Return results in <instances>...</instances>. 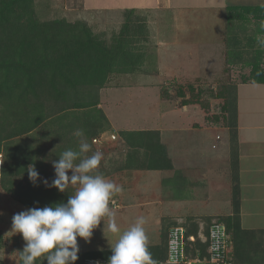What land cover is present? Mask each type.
Masks as SVG:
<instances>
[{
  "label": "trees",
  "instance_id": "16d2710c",
  "mask_svg": "<svg viewBox=\"0 0 264 264\" xmlns=\"http://www.w3.org/2000/svg\"><path fill=\"white\" fill-rule=\"evenodd\" d=\"M232 10L234 14L229 17V21L238 20L246 23L253 38L248 57L244 59H241V56L238 59L234 57L235 60L231 56L235 45H232L230 36L239 44L240 41L230 32L223 38V42L226 40L224 75L227 78L221 80L215 97L225 101L223 109L229 112L227 126L235 136L239 83L229 77L232 76L233 70L240 69L244 72L239 75L241 84H264L263 50L257 47L255 40L259 24L250 26L252 19L256 21L264 19V11L252 6H233ZM138 11V9L128 10L123 26L119 31H112L113 36L109 41L104 38V34L96 33L95 26L85 19L41 20L35 0H0V154L1 145L4 143L7 145L21 136L29 138V134L40 130V127L46 124H53L61 117L71 114L77 119L81 113L86 114L84 139L91 144V148L95 149L93 140L112 131L108 117L99 107L101 91L109 87L114 79L118 80L123 75L139 72L143 66L145 56L142 44L149 39H146L147 26L139 24L140 16H135ZM242 45L239 49L243 47ZM236 53L234 50L233 55ZM249 68L250 73H245ZM201 96L202 90L199 89L198 98ZM162 97L167 101L171 99V94L167 91ZM179 97H185L183 89L179 90ZM197 99L185 100L183 106L200 105L203 109H209V105ZM70 101L76 105L67 106ZM16 109H22V112ZM145 133L120 132L124 143L133 149L129 156L137 159L135 165L140 169L165 167L162 166L165 165V161L160 156H167V147L161 144L159 139L158 141L155 139V142L153 137L145 138ZM154 134L159 138L157 132ZM137 137H140V140ZM3 153H5V161L1 157L3 166L0 172V188L26 208H42L59 202L66 203L69 196L74 194V191L62 193L55 187L45 186L44 180L41 179L34 185L25 167L28 168L30 164L35 165L36 170H41L42 166L28 158L25 162L29 161V164L23 167L26 176L16 180L14 157L10 158L14 154L7 153V150ZM139 153L144 157V161L139 160ZM102 173L105 176V173ZM17 187L20 192L16 190ZM236 203L232 218L217 220L226 225L230 235L233 225L234 228H239V205ZM185 229L187 255L192 259L208 260V241L202 242L197 237L196 231ZM208 233L209 230L207 235ZM168 235L164 233L162 238L165 240L148 246L156 264H166ZM191 236L195 237L194 242L189 240ZM2 239L0 235V242ZM234 252L233 249L235 263ZM78 255L76 264H85L88 259L104 260V264H108L112 252L90 251L79 252ZM36 264H46V260L41 257Z\"/></svg>",
  "mask_w": 264,
  "mask_h": 264
},
{
  "label": "rangeland",
  "instance_id": "374dc122",
  "mask_svg": "<svg viewBox=\"0 0 264 264\" xmlns=\"http://www.w3.org/2000/svg\"><path fill=\"white\" fill-rule=\"evenodd\" d=\"M85 1L87 2V0H35L41 20L66 18L73 21L85 19L95 26L96 33L104 34V38L110 41L113 36L112 31H119L123 26L128 9L124 8L121 11H110L108 9L109 11L101 10L97 12V4L95 3L97 0H88L87 4L95 1L91 5L88 4L89 6ZM190 1L177 0L176 3L181 4ZM214 2H217V0H214ZM153 5L149 8L145 7L144 10H139L137 14L135 13V16H140L138 18L140 19L139 24L147 26L146 39H149L142 44L144 45L145 57L140 71L132 75H123L118 80L114 79L109 87L101 91V103H104L105 113L109 118V122L113 124V126L110 125L111 129L123 132L125 129L143 128L145 126L144 121L153 120L154 118H158L160 122L164 120L167 129L172 125L177 128L187 117L191 116L190 114H193L192 110L189 112L190 109H187L188 106L184 109L185 111L181 109L184 107L183 102L185 100H196L199 89L202 90V96L197 100L209 105V109H203L200 105H198V109L201 107L203 111L209 114V118L219 117L220 112L225 113L223 116L227 117V120L229 112L223 111L225 101H220L215 97L221 80L224 81L227 78L224 75L226 69V40L223 42V38L224 36L227 37V33L230 32L235 35V39L240 41L239 44L230 36L232 45H235L231 51L233 59L234 57L238 59L239 56H241V59L247 58L248 53L251 52L250 47L253 41L246 23L238 20L229 21V17L234 14L233 5L236 6L237 4L233 0H229L225 7H221L222 5L220 6L218 2L212 5L211 9L197 10L189 7L184 10L182 8L178 9L175 8L176 4H174L172 11H164L165 6L159 0L157 2L153 0ZM219 42H223L221 43L223 47ZM189 44L192 45V48L189 47ZM241 45L243 47L239 49ZM246 48L248 50H245ZM234 50L237 52L235 55H233ZM242 73L244 72L240 69L233 70L229 79L240 84L241 76L239 75H242ZM155 85L159 87L152 88ZM191 88L193 89L192 92ZM180 89L185 92L184 98L179 97ZM167 91L171 94V99L165 101L162 94ZM72 102L70 101L67 106L76 105ZM198 109L196 108V110ZM16 110L22 112V109ZM198 113L202 114L200 111ZM79 115L77 119L73 118V114L65 115L54 121V123L52 122L53 124H46L42 126L43 128L40 127V130L32 132L29 134V138L21 136L14 139V141H8L9 143L5 148L7 153L14 154L10 158L14 157V169L17 171L19 178L26 176L22 165L26 158L34 160L42 157L45 161H48L52 156H55L58 160L63 151L69 148L78 149L80 138L75 137L73 133L77 129L84 131L86 118L85 113ZM200 117H203V115L194 116L195 119ZM224 125L227 126L225 122ZM172 131L174 130L171 128H169V131L166 130V138H173L174 132ZM189 135L184 134L185 137ZM191 135L195 136L196 134ZM198 136H202V133L199 132ZM222 136L224 138L223 142H225V139L227 141L228 135L222 134ZM137 139L140 140V137H137ZM51 141L53 145H49L47 149H44V145L51 144ZM120 144L121 141L120 143L115 142L110 145L108 143L104 146H98V148L94 145L93 152L100 151L104 155L98 170L101 174H103L102 172L105 173V178L112 171L109 170L112 167L109 160L115 157L114 155L120 149ZM226 144V142L223 143L224 148L222 147L220 150H227ZM88 155H91V153L89 152ZM136 183L133 190L129 191L131 193L129 199L130 201H136L135 204L127 205L128 208L123 209L125 204L114 196L110 202V208L116 215L121 232L133 225L138 217H144L148 246H152L165 240L162 235L166 230L161 228L167 222H162L161 219L163 216H168V214L163 215L161 205L157 204L141 208L144 204L158 200L151 198V191L153 190L149 183L146 185L141 182ZM141 185L142 188H140ZM16 190L20 192L19 187ZM66 191H75V186L70 185ZM120 193L125 192L122 190ZM117 202L120 203L119 210H117ZM19 204L16 200H14V204L11 201L9 203L7 198L3 199L0 196V235L3 237L0 242V264H20V252L23 251L26 242L22 234L11 232L12 217L19 212L28 210V208ZM117 239L118 235L109 232L107 228H105L104 233V223L102 221L100 226L93 231L90 242L78 237L79 252L111 251L110 245L114 244Z\"/></svg>",
  "mask_w": 264,
  "mask_h": 264
},
{
  "label": "crops",
  "instance_id": "0c3cea01",
  "mask_svg": "<svg viewBox=\"0 0 264 264\" xmlns=\"http://www.w3.org/2000/svg\"><path fill=\"white\" fill-rule=\"evenodd\" d=\"M159 1L164 4V11H172L174 4H176L175 8L178 9L184 10L189 7L197 10L211 9L212 5L218 2L220 6L222 5L221 7H225L229 2V0H217V2L214 0H191L180 4L176 3L177 0ZM233 1L237 4L236 6H252L264 11V6L261 5L260 0ZM95 3L97 4V12L101 10L121 11L124 8L144 10L145 7L154 6L153 0H97ZM88 4L87 6L91 5ZM112 4L113 6H111ZM257 24H259V20L252 19L250 26ZM221 43L219 42L222 46ZM189 45L192 48V45ZM262 67L264 68V57ZM245 73H250V68ZM158 87L155 85L152 88ZM236 100L237 131L235 136L231 134V129L224 125V122L225 124L228 123L227 117L223 116L225 113L220 112L219 117L209 118V114L203 111L201 107H199L201 110L198 109V105L181 108L183 111L186 108L190 109L189 112L192 110L193 114H190L191 116L187 117L177 128L173 125L169 127L174 130L172 131L174 132L173 138H166L165 133L166 130L169 131V128L167 129V126L164 125V120L160 122L158 118L144 121L145 126L143 128L123 130L135 133L147 132L148 135L145 133V138L153 137V141L159 139L160 143L167 147V156H160L165 161V165H162L165 167L137 168L135 165L137 159L129 156L133 149L124 143L120 134L121 131L117 132L112 129V131L106 132L104 135H107L108 140L104 145L120 143L121 141L120 149L114 155L115 157L109 160L112 166L109 170L112 171L107 179L123 188L125 193L115 195L116 199H120L125 204L123 209L128 208L127 205L136 203V201L129 199L131 196L129 191L133 190L134 184H137L136 182H141L144 185L149 183L153 190L151 191V198L158 201L148 204L142 203L144 205L141 208L150 207L153 204L161 205V213L163 215L168 214L161 219L162 222H167L163 223L161 228L166 230L167 235L174 227L184 226L196 231L197 237L202 242H206L207 232L213 221L233 217L237 201L236 204L239 205V228H234L235 225H233L231 234L236 256L235 264H264V84L240 83L237 88ZM99 107L105 112L104 103H101ZM199 111L202 114H199ZM223 111L225 110L223 109ZM197 115H203V117L195 119L194 116ZM110 125L113 126L112 123ZM198 131L202 133V136H198ZM156 132L159 138H156L154 134ZM112 134L117 136L115 141L110 139ZM184 134L190 135L185 137ZM222 134L228 135L227 141L225 139L227 143V150L225 151L220 150L222 147L224 148L223 143L225 144ZM134 137L136 136L134 135ZM49 145H53V142L45 144L43 148L47 149ZM5 146V143L1 145L0 156L3 157V160ZM171 146L172 148H170ZM91 151L93 152V150ZM140 154L138 155L139 160L144 161V157ZM56 159L55 156H52L48 161H45L40 157L33 161L42 166L41 170L37 171L40 179L47 180L49 185L55 179L52 161ZM28 162L22 163L23 167ZM170 165L171 167H169ZM25 169L27 171L26 167ZM15 179L21 180L18 176ZM0 196L3 199L7 198L9 203L11 201L14 204V199L2 188H0ZM119 204L117 202V210L120 209Z\"/></svg>",
  "mask_w": 264,
  "mask_h": 264
},
{
  "label": "clouds",
  "instance_id": "9594fccd",
  "mask_svg": "<svg viewBox=\"0 0 264 264\" xmlns=\"http://www.w3.org/2000/svg\"><path fill=\"white\" fill-rule=\"evenodd\" d=\"M260 3L264 6V0ZM255 40L257 47L264 50V19L259 21ZM73 135L80 138L78 149L69 148L58 160L52 161L55 179L51 185L47 180L44 184L62 193L72 185L75 186L74 194L66 203L30 208L12 217L11 232L22 234L26 242L20 252V264H36L41 257L46 264H76L80 251L78 237L90 242L93 231L102 221L104 233L107 228L118 235L116 242L110 245L112 255L108 264H156L148 249L144 217H138L127 230L120 231L110 202L123 189L97 171L104 159L103 153L91 151L83 130L77 129ZM27 173L36 185L40 175L35 165H30Z\"/></svg>",
  "mask_w": 264,
  "mask_h": 264
},
{
  "label": "built area",
  "instance_id": "2783aa9c",
  "mask_svg": "<svg viewBox=\"0 0 264 264\" xmlns=\"http://www.w3.org/2000/svg\"><path fill=\"white\" fill-rule=\"evenodd\" d=\"M110 139L115 141L117 136L110 135ZM107 135L94 139L95 146H104L107 142ZM2 159L0 156V172L2 170ZM194 242L195 237H189ZM209 245V259H192L187 255L186 229L183 226H177L170 230L168 235V254L166 264H235L233 261V241L225 224L213 221L209 228L207 236ZM104 260L88 259L85 264H104Z\"/></svg>",
  "mask_w": 264,
  "mask_h": 264
}]
</instances>
